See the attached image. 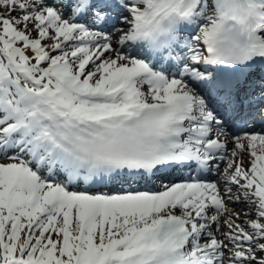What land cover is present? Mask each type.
Listing matches in <instances>:
<instances>
[{
  "label": "snow or ice",
  "instance_id": "obj_1",
  "mask_svg": "<svg viewBox=\"0 0 264 264\" xmlns=\"http://www.w3.org/2000/svg\"><path fill=\"white\" fill-rule=\"evenodd\" d=\"M0 264H264V0H0Z\"/></svg>",
  "mask_w": 264,
  "mask_h": 264
}]
</instances>
